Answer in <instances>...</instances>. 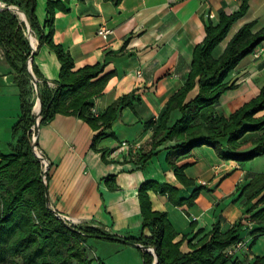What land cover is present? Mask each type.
<instances>
[{
    "label": "crops",
    "instance_id": "0c3cea01",
    "mask_svg": "<svg viewBox=\"0 0 264 264\" xmlns=\"http://www.w3.org/2000/svg\"><path fill=\"white\" fill-rule=\"evenodd\" d=\"M244 1L245 13L211 52L214 60L241 27L250 25L252 34L264 27V0H121L117 5L106 0H35L34 18L43 37L50 29L47 3L55 4L50 42L69 55L73 70L99 65V77H107L102 92L90 101L93 117L133 95L131 105L118 110L107 137L93 148L100 130L76 117L56 115L50 123L38 126L34 141L48 164V205L68 226L97 228L119 238L137 237L142 225L137 192L142 184L154 182L174 189L173 198L183 201L176 206L167 195L147 192L151 212L166 214L175 233L173 243H179L182 254L198 247L216 225L224 234L240 223L238 237L244 248L235 258L243 264L264 258V234L254 242L251 237L261 225L250 220L264 210V157L237 163L202 146L167 161L176 142L161 141L166 132L153 140V128L147 127L151 121L157 126L166 103L183 87L205 27H215L220 15L237 13ZM100 30L108 34L103 38ZM32 34L31 61L38 82L53 90L60 65L49 45L39 43V36ZM224 84L232 89L220 95L213 118L227 119L264 88V42L228 72ZM195 95L196 89L186 101ZM19 117L18 90L0 56L1 155H8L15 145L12 128ZM178 119L179 112L172 111L167 126ZM254 119L264 122V110ZM262 134L264 126L245 134L239 143L255 141ZM219 151L227 152L225 139L219 140ZM169 164L181 168L188 185L176 178ZM85 248L102 264H142L138 249L119 242L89 238Z\"/></svg>",
    "mask_w": 264,
    "mask_h": 264
},
{
    "label": "trees",
    "instance_id": "16d2710c",
    "mask_svg": "<svg viewBox=\"0 0 264 264\" xmlns=\"http://www.w3.org/2000/svg\"><path fill=\"white\" fill-rule=\"evenodd\" d=\"M1 1L24 14L28 29L39 36V43L49 45L60 69L53 90L45 83L40 85L32 61L30 66L27 64L31 50L23 37V25L8 11L0 12V56L14 78L20 112L12 128L13 136L17 137L15 145L8 155L0 154V264H102L94 258H88L85 244L89 238L112 242L121 239L131 243L141 252L142 264H243L235 256L224 254L227 248L239 242L240 223L224 234L219 232L216 225L198 247L188 254H182L179 243H173L175 233L166 214L151 212L147 192L167 195L176 206H180L183 201L173 198L176 194L174 189L154 182L142 184L137 192L142 217L137 237L119 238L97 228L68 226L50 210L46 204L48 174L47 171L43 172V166L34 156L31 147L32 144L36 145L31 133L35 91L40 99L38 126L50 123L56 115L76 117L93 130H100L93 138L91 148L96 141L107 137L106 131L116 119L118 110L129 107L133 95L119 99L103 115L93 117L90 101L102 92L107 77H99L102 73L99 65L73 70L69 55L51 44L52 9L55 4L47 3L46 25L50 29L48 35L43 37L34 18L35 0ZM106 1L117 5L121 0ZM246 7L244 1L237 13L228 17L220 15L215 27L211 24L205 27V37L193 50L190 71L183 87L168 100L157 126L154 121L147 124V127L153 128V140L166 132L161 141L176 142L169 149L171 154L167 155V161H170V156L182 157L202 146L219 152L223 160L237 163L264 157V134L255 141L239 143L245 134L258 131L264 126V122L254 119L257 113L264 110V88L257 97L227 119L213 118V106L220 95L232 89V86L224 84L228 72L264 42V27L252 34L251 26L245 25L229 40L221 56L216 60L212 58L211 52L226 37L231 24L243 16ZM194 89L195 97L187 102V95ZM175 110L179 112V119L168 127L170 113ZM220 139H225L226 153L219 151ZM249 147L252 148L245 151ZM169 165L176 178L188 185L181 168ZM107 180L111 181L112 178ZM195 196L194 192L188 204ZM250 220L261 225L251 232L254 242L264 234V210L254 214ZM145 231H148L146 238ZM149 250L152 253L147 252ZM250 264H264V258L256 257Z\"/></svg>",
    "mask_w": 264,
    "mask_h": 264
},
{
    "label": "built area",
    "instance_id": "2783aa9c",
    "mask_svg": "<svg viewBox=\"0 0 264 264\" xmlns=\"http://www.w3.org/2000/svg\"><path fill=\"white\" fill-rule=\"evenodd\" d=\"M98 34L100 36H102L103 38L108 34V32L106 30H100L98 32ZM25 37H26V40L28 41L29 45H30V56H29V59H28V65L30 66V63H31V56L34 54V51H35V40H34V37H33V34L32 32L26 27V31H25ZM34 125L32 126L31 128V133H32V141H34V138H35V131H36V128H35V124L39 123V120H40V116H36V106L34 107ZM32 152L34 154V156L36 158L39 159L40 163L42 164L43 166V172L45 171V168L47 167V162L46 160L39 154V152L37 151V149L35 148V145L32 144ZM244 248V245H242L240 242H238L237 244L235 245H232L230 246L229 248H227L225 251H224V254L226 256H235L236 253L240 250ZM152 252V250H151Z\"/></svg>",
    "mask_w": 264,
    "mask_h": 264
},
{
    "label": "water",
    "instance_id": "95a60500",
    "mask_svg": "<svg viewBox=\"0 0 264 264\" xmlns=\"http://www.w3.org/2000/svg\"><path fill=\"white\" fill-rule=\"evenodd\" d=\"M5 10H6V11H12V10H15V11H17L19 14H21L22 17H23V20H21V21L24 23L25 27L28 28V21H27L26 17L24 16V14H23L21 11H19V10L16 9V8H6ZM32 56H33V55H32ZM32 56H31V59H32ZM31 77L33 78L32 75H31ZM33 82L35 83V79H33ZM35 92H36V98H37V104H36V109H37V110H36V116H39L38 111H39V108H40V99H39L38 92H37V91H35ZM38 125H39V123L35 124V128H36L35 136H36V134H37ZM44 172H45V171H44ZM46 204L48 205V200H47V199H46ZM50 210H51V209H50ZM51 211H52V210H51ZM52 212H53V211H52ZM144 237H145V238L148 237V231H145V232H144ZM117 241H118L119 243L125 244V245H127V246L134 247V248H138L137 246H135V245H133V244H131V243L125 242L124 240L117 239Z\"/></svg>",
    "mask_w": 264,
    "mask_h": 264
},
{
    "label": "rangeland",
    "instance_id": "374dc122",
    "mask_svg": "<svg viewBox=\"0 0 264 264\" xmlns=\"http://www.w3.org/2000/svg\"><path fill=\"white\" fill-rule=\"evenodd\" d=\"M6 8H14L12 6H7L5 3H3V1L0 0V12L2 11H5ZM12 16H14L17 21L19 23H21L23 25V37L26 39L25 37V31H26V27L24 25V23L21 21V18L19 17V15L17 14V12L15 10H12V11H8ZM28 42V41H27ZM30 46V45H29ZM1 54V53H0ZM28 62V61H27ZM28 64V63H27ZM29 66V65H28ZM36 95V94H35ZM36 98V97H35ZM47 171V174H48V164H47V167L45 168V172ZM102 252V250H99ZM87 256L88 258H92L89 254V252L87 251Z\"/></svg>",
    "mask_w": 264,
    "mask_h": 264
},
{
    "label": "bare ground",
    "instance_id": "6f19581e",
    "mask_svg": "<svg viewBox=\"0 0 264 264\" xmlns=\"http://www.w3.org/2000/svg\"><path fill=\"white\" fill-rule=\"evenodd\" d=\"M16 12H17V11H16ZM17 14H18V15H20V16H21V18H22L21 20H23V17H22V15H21V14H19L18 12H17Z\"/></svg>",
    "mask_w": 264,
    "mask_h": 264
}]
</instances>
